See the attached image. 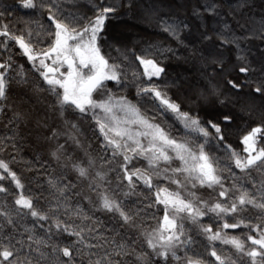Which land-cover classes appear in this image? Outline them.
I'll use <instances>...</instances> for the list:
<instances>
[{
	"label": "snow or ice",
	"instance_id": "obj_1",
	"mask_svg": "<svg viewBox=\"0 0 264 264\" xmlns=\"http://www.w3.org/2000/svg\"><path fill=\"white\" fill-rule=\"evenodd\" d=\"M68 2L14 0L0 10V49L8 54L0 62V113L10 112L4 127L13 126L0 152L15 150L18 162L17 141L28 139L32 159L19 162L43 172L47 185L26 195L21 175L0 158V264H264V15L237 20V32L229 18L247 0L227 13L210 0L191 10L201 21L194 32L175 0H89L90 12L69 11ZM134 8L199 72L182 101L169 95L178 81L164 80L160 57H176L171 46L137 51L109 35L108 21ZM14 16L23 29L4 22ZM191 35L197 43L186 41ZM13 47L42 83L29 80ZM228 48L235 63L223 54ZM13 85L19 98L10 103ZM145 98L151 114L141 108ZM256 113L239 146L230 143L237 119ZM89 120L95 151L82 138L80 122ZM41 198L46 207L37 206Z\"/></svg>",
	"mask_w": 264,
	"mask_h": 264
},
{
	"label": "trees",
	"instance_id": "obj_2",
	"mask_svg": "<svg viewBox=\"0 0 264 264\" xmlns=\"http://www.w3.org/2000/svg\"><path fill=\"white\" fill-rule=\"evenodd\" d=\"M106 2L118 3L119 0H106ZM136 2L137 4H141V3L147 4L149 0H136ZM208 2H210V0H175V3L181 5V11L179 15L181 16V18H184L185 16L188 17L189 22L193 25L194 32L196 26H198L201 23V21L191 16V10ZM11 3H14V0H0V10L3 9V6L5 4H11ZM76 3L78 7H73L69 0V2L67 3V9L72 12H90L89 0H76ZM220 3L223 5L221 9L222 13H227L230 10V7L235 8L236 5L243 3V0H220ZM247 4L249 5L248 7L240 8L237 11L235 18H229V23L231 24L233 30L237 32L241 31L239 25L236 23L237 20H239L240 23H244V21L247 20L248 17H252L253 20L258 22L260 17L264 15V3H262L261 0H247ZM21 14L23 13H17V15H21ZM29 15L30 14H26L25 18H28ZM4 22H10L15 29L24 28V24L17 23L15 16L10 17L8 21H4ZM205 22L207 23L210 29L213 27L215 23L214 19L210 17L207 18ZM45 23H47L46 18H45ZM33 27L35 28L36 26L33 25ZM107 27H108L109 35L114 37L116 40H118L120 45H126L129 47L135 46L137 51L147 47L148 45H156V46H164V47L171 46L175 50L176 57H180V59H176V57H171L170 53L167 54L169 57H171L170 59H167L165 57H160V59L163 60L164 64L167 65V76L164 77V80L165 81L176 80L180 84L179 89L174 88L169 92V95H171L174 99H178L182 101L184 95L189 92L190 85H195L197 81L200 79L199 72L195 68H193L192 63L185 62V60L183 59V57L187 55L185 49L178 46L175 43V41H173L166 33L160 31L158 27L146 25L142 21V19H140L139 8H134L132 14H126L122 11L116 17L111 18L108 21ZM186 41H189L192 44L197 43L195 35L187 36ZM217 50L218 49L213 45L206 46V51L215 52ZM105 53L106 54L110 53L113 57L119 56L117 52L108 48L107 46L105 47ZM13 54L17 65L21 63L24 64L25 71L28 73L29 76V80L33 84L41 82L39 81L38 75L31 70V66L27 63L26 58L19 54L18 48L13 47ZM223 54L229 60L230 63L236 62V54L234 49L228 48L224 50ZM6 55L8 54L5 53L3 49H0V62H3ZM14 67H16V65H14ZM131 67H136V65H132ZM138 70L141 73L143 72L142 67L139 68ZM128 96L129 99H131L134 103L136 102L134 88L129 89ZM18 98H19V90L16 89L15 85H13V92L10 96L9 102L11 103L13 101H17ZM26 107H30V106H26ZM38 107L40 106L38 105ZM141 108L144 111H148L149 114L155 111L154 105L152 104L151 101L147 100V98H145V101L141 102ZM10 115H11L10 112L7 113V115H5L4 113H0V140H2L5 135L11 136L13 134L11 131L13 126L9 125L8 128L4 127ZM259 118H260L259 113H256L253 117L246 118V122L245 120L237 119L236 123L232 125L233 131L229 136V142L232 143L234 146H239V136L247 129V127L250 124L254 122L258 123ZM80 123L85 133L84 137H82L84 139L85 145L91 142L93 145V150L94 151L97 150L98 144L96 142V136L92 131L90 120L88 122L81 121ZM168 123L175 124L176 128H179V125L170 116L168 118ZM173 131L175 133V130ZM24 135L26 136V131ZM17 142L20 145V153L16 157L18 162L11 161V154H15V150L11 148H9L8 151L6 152H0V158L9 161L11 167L21 175L22 180L26 186L24 190L25 194L36 196L41 191L39 185L43 184L44 189L45 190L47 189V185L45 183V179H46L45 174L43 172H29L26 170V166L19 161H21V158H23V160L32 159L35 149L28 139H25L23 141L18 140ZM37 167L39 166L37 165ZM9 187L11 189L13 186L9 185ZM12 199H13L12 196H9L7 198L10 206L12 204ZM132 200L134 201L135 197H133ZM4 201H5L4 195L0 194V207L3 206ZM37 206L46 207L45 200L43 198L38 200ZM100 218L106 219L102 215L100 216ZM205 222H207V220ZM150 223L154 226L155 220H151ZM29 226H31L30 218H29ZM17 227L19 231H23L22 228H19V225ZM236 233L239 234V230H236ZM194 250L197 252H203L202 247H196Z\"/></svg>",
	"mask_w": 264,
	"mask_h": 264
}]
</instances>
